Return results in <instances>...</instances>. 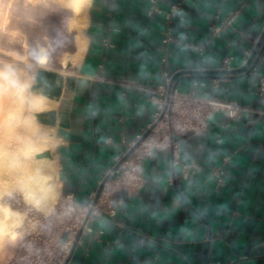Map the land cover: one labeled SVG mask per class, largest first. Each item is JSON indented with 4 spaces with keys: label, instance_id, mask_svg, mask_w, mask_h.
Here are the masks:
<instances>
[{
    "label": "crops",
    "instance_id": "0c3cea01",
    "mask_svg": "<svg viewBox=\"0 0 264 264\" xmlns=\"http://www.w3.org/2000/svg\"><path fill=\"white\" fill-rule=\"evenodd\" d=\"M158 2L179 3L172 42H162V14L147 15V0H87L81 57L66 72L36 71L34 92L57 99L34 114L50 125L42 153L53 162L58 195L88 200L124 151L122 141H132L158 109L163 70L182 89L193 78L207 81L199 93L236 99L244 111L229 127L214 113L206 132L181 136L177 161L165 149L146 156L145 185L113 196V210L105 206L92 231L78 238L70 264H264V96L241 66L252 49L264 73V35L255 48L264 32V0ZM240 2L238 16L204 55L186 46L203 42L215 10L225 14ZM226 54L233 56L231 69L221 72ZM213 76L221 78L216 87ZM181 163L196 170L182 178ZM218 165L225 167L223 184L211 175Z\"/></svg>",
    "mask_w": 264,
    "mask_h": 264
},
{
    "label": "built area",
    "instance_id": "2783aa9c",
    "mask_svg": "<svg viewBox=\"0 0 264 264\" xmlns=\"http://www.w3.org/2000/svg\"><path fill=\"white\" fill-rule=\"evenodd\" d=\"M147 3V15L162 14L164 25L162 42L164 44L172 42L174 40L172 27L179 3H173L166 8H161L158 0H147ZM242 5L240 2L237 7L231 8L225 14H222L220 9L215 10L214 20L209 24L203 42L189 41L186 46L193 48L198 55H204L231 26ZM232 59L233 56L230 54L223 55L218 69H231ZM160 61L166 63L167 56L161 57ZM241 66L255 76V93L264 96V73L260 70L258 59L254 57L252 49L245 51ZM163 74V81L155 87V92L159 94L158 109L152 114L147 126L136 134L132 141H122L125 149L115 156L113 163L98 181L99 186L102 179L107 176L99 192H96L97 189L89 192L85 203L76 199L75 192L59 194L46 212L28 208L14 250L1 264H70V259L67 258L79 232V237L91 232L90 223L105 212V206L113 210L115 203L113 196L121 190L128 193L138 192L145 185L142 164L146 156L155 150L165 149L172 152L174 160L177 161L181 136L206 132L214 113L221 115L222 126L229 127L244 111V106L236 99L199 93L198 88L205 87L207 81L193 78L190 86L182 89L175 78L172 80L167 70H163ZM220 79L213 76L210 82L216 87ZM130 149L127 156L114 167ZM195 170V164L181 163L180 176L187 178ZM211 175L215 177L217 184H223L225 167L215 166ZM89 209L91 212L86 217ZM102 232V229H98V235Z\"/></svg>",
    "mask_w": 264,
    "mask_h": 264
},
{
    "label": "bare ground",
    "instance_id": "6f19581e",
    "mask_svg": "<svg viewBox=\"0 0 264 264\" xmlns=\"http://www.w3.org/2000/svg\"><path fill=\"white\" fill-rule=\"evenodd\" d=\"M65 3L77 15L87 0H65ZM5 13L0 8V29L3 31L7 24ZM83 47L84 42H80L77 53L72 57L73 62L81 57ZM2 59L8 61L0 56ZM34 93L29 101V108L33 110H48L57 101L47 94ZM24 96L22 83L13 77L0 75V245L7 238H16L25 221V214L14 209L5 197L17 191L25 203L45 210L58 192L50 180L53 162L40 155L46 146H50L47 134L50 125H43L34 113L23 115Z\"/></svg>",
    "mask_w": 264,
    "mask_h": 264
},
{
    "label": "rangeland",
    "instance_id": "374dc122",
    "mask_svg": "<svg viewBox=\"0 0 264 264\" xmlns=\"http://www.w3.org/2000/svg\"><path fill=\"white\" fill-rule=\"evenodd\" d=\"M0 8L7 16L6 29H0V56L8 59L0 60V72L8 69L9 76L22 83L25 92L22 113L29 115L35 111L29 108V101L35 95L32 79L36 71L48 68L66 72L76 63L72 57L77 53L79 43L83 42L85 6L77 15L65 0H0ZM9 31L14 32L13 37ZM12 53H16V57ZM52 177L50 180L54 182ZM58 192L45 210L25 203L17 191L11 192L5 201L24 213L26 219L28 208L46 212L58 197ZM21 228L16 238H7L0 245V264L12 254Z\"/></svg>",
    "mask_w": 264,
    "mask_h": 264
},
{
    "label": "water",
    "instance_id": "95a60500",
    "mask_svg": "<svg viewBox=\"0 0 264 264\" xmlns=\"http://www.w3.org/2000/svg\"><path fill=\"white\" fill-rule=\"evenodd\" d=\"M263 35H264V32H263L262 36L260 37V39L258 40V42H257V44H256V46H255V48H257V47L259 46V43L261 42V39H262ZM220 71H221V72H226V71H229V70H220ZM175 77H176V75H173V76H172V80H173ZM130 151H131V149H130L128 152H126V154H124V156L118 161V163L115 164L114 167H116V166H117V165H118V164H119V163L125 158V156H127V154H128ZM106 178H107V176H105V177L102 179V183L105 181ZM102 183L98 186V188H97V190H96L97 193L99 192ZM123 191L125 192V190H123ZM90 212H91V209L88 210L86 217H88V215L90 214ZM85 220H86V219H85ZM79 234H80V232H79ZM79 234H78V237H79ZM78 237H77V239H78ZM77 239L74 241V243H73V245H72V247H71V249H70V252H69V255H68L67 260H69L70 257H71V254H72V252H73V250H74V248H75V245H76V243H77Z\"/></svg>",
    "mask_w": 264,
    "mask_h": 264
},
{
    "label": "clouds",
    "instance_id": "9594fccd",
    "mask_svg": "<svg viewBox=\"0 0 264 264\" xmlns=\"http://www.w3.org/2000/svg\"><path fill=\"white\" fill-rule=\"evenodd\" d=\"M0 75L4 76V77H8L9 76V70L5 69L2 72H0Z\"/></svg>",
    "mask_w": 264,
    "mask_h": 264
}]
</instances>
